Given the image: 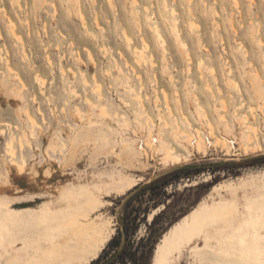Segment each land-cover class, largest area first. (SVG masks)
I'll return each mask as SVG.
<instances>
[{"label":"rangeland","instance_id":"374dc122","mask_svg":"<svg viewBox=\"0 0 264 264\" xmlns=\"http://www.w3.org/2000/svg\"><path fill=\"white\" fill-rule=\"evenodd\" d=\"M173 25L187 49L177 43ZM124 33L134 41L129 43ZM142 37L149 42L146 59L134 53L142 48ZM126 77L153 121L122 85ZM98 83L101 98L93 90ZM101 104L109 107L111 117H99ZM77 108L98 125L108 122L109 141L82 144L73 166L66 157L76 148L72 136L83 122ZM27 110L39 126L30 124ZM244 114L259 126L252 143L241 138ZM209 122L228 141L210 134ZM150 127L163 130L169 144L174 129L187 137L199 128L208 142L206 152L169 165L161 162V155L151 156L148 164L137 155L139 167L124 166L122 138L136 139ZM12 137L18 159L25 160L21 173L7 151ZM99 144L103 149L93 152ZM178 150L188 154L183 147ZM186 165L197 169L162 188L159 205L150 204L151 190L130 200L139 188ZM127 179L136 180L132 188L120 184ZM88 182L106 191L95 211V216L102 214L97 221L110 230L102 249L125 228L127 218L136 217L134 248L145 257L153 246L140 264H155L158 242L184 215L216 199L236 197L240 211L235 221L209 225L195 243L174 251L166 264H261L264 232L257 222L264 220V0H0V264H17L11 239L39 233L46 215L63 205L61 197L57 201L59 192L80 195ZM35 195L39 198L32 201ZM14 201L24 202L9 206ZM155 215L156 223L149 228ZM150 232L151 244L140 242ZM21 246H15L18 252Z\"/></svg>","mask_w":264,"mask_h":264},{"label":"bare ground","instance_id":"6f19581e","mask_svg":"<svg viewBox=\"0 0 264 264\" xmlns=\"http://www.w3.org/2000/svg\"><path fill=\"white\" fill-rule=\"evenodd\" d=\"M165 3H166V0H165ZM20 6H21V4H20ZM165 6L167 7V5H165ZM146 8L148 9V7H146ZM3 9H4V7H3ZM9 19L11 20V18H9ZM192 22H194V21H190V23H192ZM11 23L15 24L14 21H12V20H11L10 24ZM194 25H196V24H194ZM11 26H12V24H11ZM176 26L175 25H173V27L171 26L172 32H174L177 43L178 42L180 43L181 48L185 47L186 42L182 39L180 30L178 29V26L177 27ZM15 27H16V25H15ZM153 28H154V31L156 33L157 38L162 42V44L161 43L160 44L164 45L163 42H165V40H163L164 38H162L163 35H162L161 30H160L159 24L157 22H155L153 24ZM140 30H142V29L140 28ZM191 30H192V28H191ZM124 34H125V37L127 38V41L129 43H132L134 41L133 37L130 36V34H128V33H124ZM15 36H17V34H15ZM19 36L20 35H18L17 37H19ZM20 38H22V36H20ZM21 41L23 42V39H21ZM142 43H143L142 48L136 47L134 49V53H135L136 57L139 59L145 58V49H147L149 47V42L147 41L146 38L142 39ZM185 48L187 49V47H185ZM184 51H185V49H184ZM90 56H91V59L94 61V58L92 57V55H90ZM10 70H13V68L11 66H10ZM162 70H163V68H162ZM37 77H38V75H37ZM19 79H20L22 85H24L23 80L21 78H19ZM38 79H40V77ZM84 79H85V77H84ZM39 81H41V80H39ZM43 82H44V80H43ZM84 82L86 85L88 80L85 79ZM44 84H45V82H44ZM122 85L127 89V91L131 92V94L133 93V96L139 101V105L143 108L144 103H143L142 95L140 93L135 92L136 88H135L134 84L132 83V80L130 79V77H126V79L123 81ZM207 86H209V85H207ZM93 90L95 92H97V94L100 98L102 97L101 84H99V83L96 84L94 86ZM43 92H44V90H43ZM165 97H168V96H165ZM89 103H90V101H89ZM92 104H93V102H92ZM166 106H167V104H166ZM199 106L201 107L202 105L199 104ZM199 106H197V107H199ZM94 107H96V106H94ZM97 107H98V105H97ZM201 108H203V107H201ZM77 110L78 111H76V112L79 113V116L83 122L80 125V129L78 131H76V129H75V133L72 136V140H73V143L76 145V148L75 147L73 148V151L70 152L71 154L66 157L67 162L65 161L67 164H73V166H74V161L77 159L76 156H77V152L79 151L78 148L83 146L85 142H88V141L93 142L94 141L98 145L97 140H103L102 142H104L103 143V145H104L105 142L109 141V138H108L109 132L106 129L109 127L108 122L106 123L103 120L104 122H101L98 125L97 124L98 121H96L97 123H95V121L92 120L90 116L87 117V119H86V117L84 118L85 115L82 113V111L79 108H77ZM143 111L146 112V115L148 116V118L153 121L152 116L149 114V112L145 108H143ZM26 113H27V118H28V121L30 122V124L33 127H35L37 125L39 126V123H38L36 116L34 114H32L29 110H27ZM110 114H111L110 109L106 104H101L99 106L98 115L100 118L102 117L103 119H105L106 117H109ZM206 114H207V112H206ZM116 115H118V113H116ZM183 115H185V114H183ZM125 116H126L125 114L122 115V117L124 118L123 119L124 123L122 122L123 124L127 123L126 122L127 119ZM159 116L161 117L160 118L161 121H163L165 124H168L167 120H165L161 115H159ZM247 116L248 115L244 114L240 117V124H241L240 126H242V129H243L241 138H243V140L245 139V141L247 143H252L253 142V140H252L253 135L257 136L259 133V126L253 120L251 121V119H248ZM85 119H86V121H84ZM148 121H147V123H148ZM186 121H188V120H186ZM118 122H120V120ZM188 123H189V121H188ZM83 124H84V126H82ZM120 124H121V122H120ZM210 124H211V122H209V125ZM96 125H98V127H99L98 132H96L93 129ZM126 125H128V124H126ZM211 125L213 126V124H211ZM211 125H210V131H208V132L210 134L212 133L213 136L220 139L221 142L222 141L226 142L227 139L224 136H221L220 134L214 133V129H213L214 127H211ZM226 126L233 128V126H231L229 124H226ZM33 127H32V131H31V135L34 134V128ZM176 127L179 128L178 125ZM192 127H194V126H192ZM195 128H197V127H195ZM72 129H73V127H72ZM156 130L153 127H150L149 132L146 135L138 136L136 139H133V140H131L128 137L122 138L123 142H124L123 145H125L124 146L125 152L123 150V153H121L123 155V157L122 158L120 157V158L123 160L125 159V161L123 162L124 166L126 165V166L131 167V168L139 167V164L137 162L139 159L137 158V155H140L141 158L144 159L141 162L144 164H148L151 156L156 157L157 155H161V158L159 156L161 162L169 165V164H182L185 160L188 159L187 158L188 155H193L195 152L196 153L197 152H206L208 142H207V139L205 138V134L202 133L200 131L201 129L199 130V128H198V130L196 129V132L194 131L195 133L194 132L192 133V131H191L192 134H189L188 133L189 131H187V133H188L187 137H185L186 134L184 135V137L187 139H183L184 138L182 136L183 134L182 135L180 134L181 132H183L182 129H180V130L174 129L173 133H172L173 134L172 135L173 136L172 144H169V142L166 140L165 136L163 135L164 134L163 130L162 131H158V130L156 131ZM1 132H2V130H1ZM231 132H232V130H231ZM231 132H229V134ZM216 138H215V140H216ZM255 138L257 139V137H255ZM230 140H229V142H230ZM13 141L14 140L12 137L7 142V151L11 157V163L13 165H15L17 167L18 171L21 173L24 170L25 160L20 161L18 159V156L16 153V148H15ZM26 142L28 143V139ZM19 143H20V146L22 148L24 146L25 142L22 138H20ZM215 143L218 146L222 145L219 143V141H217ZM213 145L216 146L215 144H213ZM77 146H79V147H77ZM96 147L94 146V148L96 150L93 149V152H95V151L97 152V149H100V150L103 149V148H100V144L97 148ZM101 147H103V146H101ZM104 147H106V145ZM178 147H183L184 149H186L188 154L185 155L184 153H182V151L180 152L178 150ZM259 148L263 150V146L261 144H260ZM106 149L109 150V149H111V147L106 148ZM93 152H92V154H93ZM98 152H99V150H98ZM94 154L96 155L97 153H94ZM121 154H119V155L122 156ZM49 157H50V155H49ZM65 162L63 165L66 164ZM63 165H62V167H63ZM65 167L66 166H64V168ZM121 181H123V180L121 179ZM135 183H136V180L127 179L124 182H121L120 184L121 185L124 184V186L132 188L135 185ZM105 194H106V191L104 190V187H101L100 185L92 186L90 182H88L87 184L84 185V188L82 189V194H80V195H77L73 191H65L64 193L59 192L57 201H59V199L61 197L62 198L61 201L63 202V205L61 206V209L57 213H54L53 215H46V220L43 221L44 225H43V227H41V230L39 231V233L34 234V233L28 232L26 234L14 236L11 239V245L14 246L13 247V253H12V259H14V257H16L17 258V260H16L17 264H32L33 262L35 264H62L63 262L64 263L73 262V263L83 264V263L90 261L93 257H95L96 255L99 254V252L102 249L103 244L106 242L107 237L109 236V233H110L108 226L103 221H100V222L97 221L98 218L102 217V214L98 213L95 216V213L97 212L99 205L101 203H103L102 198H103V195H105ZM37 198H39V196L35 195L34 198H32L31 200L37 201ZM22 202H24V201H14V203H12V204L9 203L10 204L9 206H11V205L17 206L18 204H20ZM239 211H240V207L238 205V200L236 197H234L232 199H227V198L216 199L209 204H202L198 208L193 209L189 214L184 215L182 219L178 220L169 229V231H167V233H165V235L161 238V241L158 242L157 254L155 257V264L169 263L171 261V255L174 251L180 250L182 248V246H184V245H191V244L195 243L198 235L205 232V230L207 229V227L209 225L219 223V222L227 225L229 222L235 221L238 217ZM92 212H94V213H92ZM257 224L260 225L259 227H261V230L264 232V220L259 219ZM20 243L22 244V246H21L22 249L20 252H18V250H17V248H15V246L20 245ZM262 245H264V242Z\"/></svg>","mask_w":264,"mask_h":264},{"label":"trees","instance_id":"16d2710c","mask_svg":"<svg viewBox=\"0 0 264 264\" xmlns=\"http://www.w3.org/2000/svg\"><path fill=\"white\" fill-rule=\"evenodd\" d=\"M194 169L197 168L189 165L173 169L163 174L161 177L153 180L151 183L139 188L131 195L130 200H133L135 197L145 195L148 190H151V198L149 200L152 202H150V204L153 203L152 205L157 206L160 204L162 199V188L167 186L169 183H172L173 180H178L181 176H190L192 170ZM159 183L161 184L158 185ZM148 207L150 208V206ZM157 217L158 215L154 216L149 228H152V226L156 223ZM134 220H136V217L127 218L124 226L125 228L119 231L116 236H113L107 245L103 247L98 257L93 259L89 264H140V261H142L147 256H150L153 252L152 245L148 248L149 250L147 251L148 253L146 252L145 257H143L144 254L143 256L138 254V246L134 248V236L137 231V225H134L133 223ZM123 236L126 240L124 244H122ZM150 236H152V232L149 233V237L147 238L141 237L140 242H143L145 239H147L151 244Z\"/></svg>","mask_w":264,"mask_h":264},{"label":"snow or ice","instance_id":"6c2138e0","mask_svg":"<svg viewBox=\"0 0 264 264\" xmlns=\"http://www.w3.org/2000/svg\"><path fill=\"white\" fill-rule=\"evenodd\" d=\"M262 256H264V253H261ZM261 264H264V259L261 260Z\"/></svg>","mask_w":264,"mask_h":264}]
</instances>
